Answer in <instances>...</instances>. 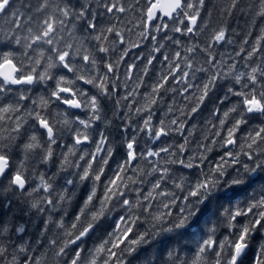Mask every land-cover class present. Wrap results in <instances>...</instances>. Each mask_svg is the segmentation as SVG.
<instances>
[{"label":"snow or ice","instance_id":"6c2138e0","mask_svg":"<svg viewBox=\"0 0 264 264\" xmlns=\"http://www.w3.org/2000/svg\"><path fill=\"white\" fill-rule=\"evenodd\" d=\"M264 264V0H0V264Z\"/></svg>","mask_w":264,"mask_h":264},{"label":"clouds","instance_id":"9594fccd","mask_svg":"<svg viewBox=\"0 0 264 264\" xmlns=\"http://www.w3.org/2000/svg\"><path fill=\"white\" fill-rule=\"evenodd\" d=\"M49 264H52V261L51 260H49Z\"/></svg>","mask_w":264,"mask_h":264}]
</instances>
